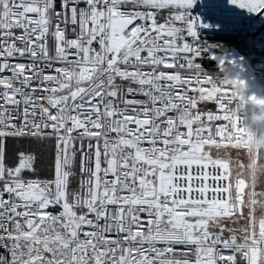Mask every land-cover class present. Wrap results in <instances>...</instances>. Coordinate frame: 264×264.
<instances>
[{"label": "snow or ice", "instance_id": "obj_1", "mask_svg": "<svg viewBox=\"0 0 264 264\" xmlns=\"http://www.w3.org/2000/svg\"><path fill=\"white\" fill-rule=\"evenodd\" d=\"M194 2L0 0V264H264V160Z\"/></svg>", "mask_w": 264, "mask_h": 264}, {"label": "built area", "instance_id": "obj_2", "mask_svg": "<svg viewBox=\"0 0 264 264\" xmlns=\"http://www.w3.org/2000/svg\"><path fill=\"white\" fill-rule=\"evenodd\" d=\"M188 11L192 17H197L202 24L207 25V27L197 29V43H221L236 55L244 57L249 74L255 77L259 90L260 84L264 80V46L261 44L264 40V30L253 35V32L260 28L255 24L257 21L260 22L259 17L254 15L253 17H244L242 20L235 19L227 16L225 11H213L211 7L204 9L193 6ZM197 59L206 71H216L213 61L207 60L203 55ZM245 111L251 110L245 109ZM246 127L247 131L251 133V137L246 138L245 142L238 146H249L255 150L262 149L258 143L254 144L253 142L258 137L264 136V125Z\"/></svg>", "mask_w": 264, "mask_h": 264}, {"label": "clouds", "instance_id": "obj_3", "mask_svg": "<svg viewBox=\"0 0 264 264\" xmlns=\"http://www.w3.org/2000/svg\"><path fill=\"white\" fill-rule=\"evenodd\" d=\"M203 56L214 62L215 75L219 77L220 82L231 87L245 125H264V93L258 90L255 77L249 74L244 57L236 55L228 50L227 46L217 42L205 43ZM253 143H258L264 149V136L258 137Z\"/></svg>", "mask_w": 264, "mask_h": 264}, {"label": "rangeland", "instance_id": "obj_4", "mask_svg": "<svg viewBox=\"0 0 264 264\" xmlns=\"http://www.w3.org/2000/svg\"><path fill=\"white\" fill-rule=\"evenodd\" d=\"M193 6H199L204 9H208V7H211L213 11H225L227 16L233 17L235 19H243L244 17H253L256 14L248 13L246 10L239 9L235 7L234 5L230 4L229 0H195ZM260 19V22L257 21L255 23L257 26H261L264 23V15L258 16ZM250 27V26H249ZM264 30V28H263ZM264 46V40L262 41ZM246 148L248 152L251 154L253 164H255V158L257 153L259 152L261 160H264V149L255 150L252 149L249 146H239Z\"/></svg>", "mask_w": 264, "mask_h": 264}, {"label": "water", "instance_id": "obj_5", "mask_svg": "<svg viewBox=\"0 0 264 264\" xmlns=\"http://www.w3.org/2000/svg\"><path fill=\"white\" fill-rule=\"evenodd\" d=\"M256 15L259 16L260 14H256ZM263 28H264V23L260 26V28L258 30L253 32V35H257L259 33V31L262 30Z\"/></svg>", "mask_w": 264, "mask_h": 264}, {"label": "trees", "instance_id": "obj_6", "mask_svg": "<svg viewBox=\"0 0 264 264\" xmlns=\"http://www.w3.org/2000/svg\"><path fill=\"white\" fill-rule=\"evenodd\" d=\"M259 91H261L262 93H264V80L260 84Z\"/></svg>", "mask_w": 264, "mask_h": 264}, {"label": "bare ground", "instance_id": "obj_7", "mask_svg": "<svg viewBox=\"0 0 264 264\" xmlns=\"http://www.w3.org/2000/svg\"><path fill=\"white\" fill-rule=\"evenodd\" d=\"M263 30V29H262Z\"/></svg>", "mask_w": 264, "mask_h": 264}]
</instances>
